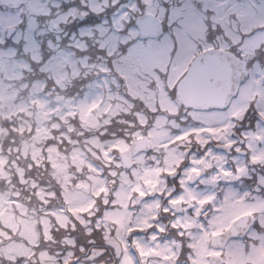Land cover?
Returning a JSON list of instances; mask_svg holds the SVG:
<instances>
[{"label":"clouds","instance_id":"obj_1","mask_svg":"<svg viewBox=\"0 0 264 264\" xmlns=\"http://www.w3.org/2000/svg\"><path fill=\"white\" fill-rule=\"evenodd\" d=\"M247 3V15L256 16L257 27L246 31V18L241 17H237L230 26L209 24L202 38L193 40V52L184 58L186 66L194 62L203 63L209 56L218 57L227 66V78L212 81L216 90L213 96L186 97L181 94L178 84L169 86L178 72L183 75L177 60L180 45L172 28L162 32L151 46L150 51L156 54L152 65L128 63L129 50L142 42L140 36L134 35L137 26L131 13L120 32L115 33L114 29H110L119 37L114 47L102 46L104 40L96 33L81 36L78 29L66 28L55 38V47L43 52L44 58L39 63L30 61L31 71L24 81H6V84L15 90L25 82H43L46 93L51 92L53 97H64L71 102V108L62 105V114L71 115L72 122L78 125V131H84L88 136H95L101 128L105 131L122 130L124 136L121 139H130L132 144H136L140 136L147 140L149 134L162 132V142L166 143L175 142L176 137L186 133L191 134L193 129L210 128L215 130L216 135L205 132L201 139H210L214 146L223 151L235 150L241 145L246 148L254 140L264 144V0H247ZM165 37L172 41L171 51ZM52 57H57L63 64L59 78L43 71ZM135 81H139L142 87L136 88ZM159 85H163L173 106L170 111H166L158 102ZM136 92L140 94H134ZM84 101L96 105L89 116V123L93 125L91 129L80 123L79 105ZM121 121L127 122L128 126L122 128ZM98 122L100 128L95 127ZM52 123L60 121L54 118ZM195 141L196 137L192 136L191 145L187 141L174 143L171 151L199 147ZM153 154L160 159L164 157L163 152ZM181 155L184 153L181 152ZM221 179L236 180L237 177L234 174L231 177L221 176ZM253 184L257 187L255 179ZM217 187L220 188L216 201L219 204L225 192L233 188L219 184ZM256 187L248 203L241 205L245 215L235 232L224 233L222 239L225 242L235 241L251 247L257 242L253 234L264 232L260 226L264 220V208L258 203L260 198H264V190L257 192ZM241 201L237 203L241 204ZM98 210L99 218L105 211L102 199L98 203ZM205 210L209 213L212 211L210 207ZM253 211L256 212L255 216L247 215ZM103 236L104 233L100 232L91 237L95 243L86 244L87 251L81 253L85 259L80 264H117L114 250L107 245ZM176 240L173 245L177 257L174 264H190L191 249L188 248L190 241L187 234L183 238L177 236ZM0 264H9V261L5 257Z\"/></svg>","mask_w":264,"mask_h":264},{"label":"snow or ice","instance_id":"obj_2","mask_svg":"<svg viewBox=\"0 0 264 264\" xmlns=\"http://www.w3.org/2000/svg\"><path fill=\"white\" fill-rule=\"evenodd\" d=\"M182 35L183 25L181 32H178V36ZM193 50V43L181 39L177 60L183 72L185 89L195 91L198 96H213L216 90L212 81L226 79L228 70L222 68L217 58L212 56L203 63L194 62L186 66L184 58ZM137 56L144 59L146 66L156 60V54L150 49H130L126 59L129 62ZM95 107V104L89 105L86 101L79 105L80 119L85 126L90 122L89 112ZM47 137V130L37 126L31 133V142L24 141L16 146L18 157L23 156L25 161L32 162L28 168L21 167L17 158L11 154L4 156L0 150V183L6 182L9 186L0 192V260L6 257L9 264H74V252L69 251L61 260L60 253L53 254L40 247L41 241H54L53 229L65 232L83 230L89 238L88 243H95L91 237L103 232L104 241L115 250L120 264H149V259L145 257L158 256L163 257L162 261L152 259V264H174L177 259L175 248L168 243H157L169 228L174 229L181 238L187 234L190 241L188 248L191 249L190 264H257L264 254V232L253 234L257 242L251 247L222 239L226 231L235 232L237 224L245 215L241 205L248 203L249 193L229 189L217 204L218 194L215 192L198 193L181 188L168 194L166 204H156L146 197L142 185L132 186L127 181L117 184L116 180L109 183L102 171L91 164L87 167L92 174L86 175L85 160L78 151H74L71 156L62 153L58 145L48 142ZM41 143L43 147L38 146ZM104 155L108 156V150H105ZM10 163L15 168L12 177L7 171ZM40 165L47 166L48 188L31 178L30 168ZM111 175L115 177L118 173L113 171ZM215 179L213 176L212 180ZM17 184L25 188H17ZM26 190L32 192L31 200L36 201L39 208L30 203L25 195ZM261 190H264V177L259 178L256 187L257 192ZM101 199L105 211L98 218V203ZM258 203L264 208V198H260ZM133 204H139V212L128 210ZM186 204H191L192 216L177 217L167 225L161 223L162 214L175 216L176 207ZM209 207L211 213L205 210ZM247 215L255 216L256 212H248ZM260 226L264 228V220ZM140 232H151L152 243L145 244L136 235ZM63 243L69 248L79 247L82 254L87 251L75 239L66 238Z\"/></svg>","mask_w":264,"mask_h":264},{"label":"rangeland","instance_id":"obj_3","mask_svg":"<svg viewBox=\"0 0 264 264\" xmlns=\"http://www.w3.org/2000/svg\"><path fill=\"white\" fill-rule=\"evenodd\" d=\"M1 1V0H0ZM49 1V0H48ZM79 3L75 4L72 9L66 13L55 16V21L49 24V21H45L39 18V14H50V6L53 4L58 5V2L51 1L46 3H40L39 0H3V3H9L8 8L11 12L19 13L24 9L25 15L29 14L28 28L24 30H20V32L13 35V39L11 42H7L4 39L3 33L7 26H9L10 22L16 23L18 20L17 15H10L6 10H0V17L2 19V28L0 30V113H3L4 118L10 119L13 123L17 120L16 130L18 133L24 132L26 129L36 128L37 126L44 128L48 132V137L52 135V129L50 131V127H48L47 120L51 118L52 115L56 112L60 116V122H64L67 124L68 128L72 127L69 125V114H62V105L63 107L71 108V102L67 99H63L62 97H57L56 102L51 101L50 98H46L42 91L44 90L45 84L41 81H35L32 83H23L22 86L17 87L15 90L8 87L6 81L11 82H19L24 81L27 73L31 71V62L39 63L44 57L42 49L41 41L44 40L48 35H52L55 33L59 35L63 30V28L58 27L59 21H65L69 19L65 23L77 19V13L79 11V6L83 5V10L85 12H90L93 14H99L101 11L105 9L106 6L116 5L118 0H78ZM164 1V0H163ZM161 1V2H163ZM177 1V2H175ZM199 0H172L170 3L169 9L167 6H164L158 0H129L126 5L130 8V10L125 9L124 6L117 7V13L112 15V20H107L106 18L102 19L101 23H97L92 27L91 24L86 25H78L79 32L81 36H92L94 33L98 34L100 38L104 40L102 46L105 47H114L117 42H119V37L115 35L110 29H114L116 27H123L124 22L129 20L130 13L131 17L135 16L136 10L140 8L141 5H144L142 10H153L158 11L162 18L169 24L173 25L174 33L176 35V40L181 47V39L193 43L194 39L202 38L203 34L207 31L208 26L205 27L206 21L208 22L209 18L204 16L208 12L206 9H209L213 12L214 18L222 19L225 17V12L229 9L227 4L229 0H202L205 4H196ZM210 4V5H209ZM232 5V4H231ZM246 3L241 1L235 3L234 11L238 13H243L245 10ZM85 7V8H84ZM206 8V9H205ZM67 11V10H63ZM217 12V13H216ZM215 14V15H214ZM211 16V15H210ZM51 19V18H50ZM26 20V19H25ZM224 20V18H223ZM109 21V22H108ZM19 22V21H18ZM57 23V24H56ZM210 22H208L209 24ZM215 23L214 25H227ZM183 25V35L178 36V32H181ZM57 27V28H56ZM56 28V29H55ZM53 29H55L53 31ZM116 33V32H115ZM56 35V37H57ZM134 35H139V30L134 33ZM165 39L168 42V50L171 51L172 41L167 37ZM156 39H148L146 41H142L137 44L135 48L137 51L150 49L151 46L155 43ZM5 44V45H3ZM48 48L47 50H51L55 47V40H52V37L48 39ZM21 46V50L17 47ZM137 63L143 64L146 66L145 61L142 57L137 56L133 58ZM129 61V64H132V61ZM63 68V64L57 57H52L48 59L47 64L43 71H47L53 74L54 77L59 78V74L61 69ZM11 94L7 95V90L10 91ZM26 91L28 93L29 100L26 101L24 97L15 98L14 95H17L15 92ZM21 93V92H20ZM24 94V93H23ZM14 96V97H11ZM18 97V96H17ZM19 100V101H18ZM92 110L89 112V116H91ZM1 115V114H0ZM42 118V119H41ZM80 123L84 124L83 120L80 119ZM90 124V123H89ZM99 122L96 123L95 126H99ZM15 124H12L14 128ZM59 126V125H58ZM49 128V129H48ZM2 128L0 126V136H1ZM70 139V137H69ZM95 140L96 143L93 144L92 141ZM118 139L112 141H100L98 139V135L87 137L83 144H78L73 147L70 151L69 156L74 151H78L81 154V157L85 160L84 165V173L86 175H91L92 173L89 171L87 165H93L98 171H102L101 166L96 162L93 158H100L107 164L115 163L113 156L109 153V149L107 146L112 144V148L115 146V142ZM78 143V141H77ZM108 143V144H107ZM40 146V145H38ZM41 147V146H40ZM102 150L103 155L99 157L98 150ZM105 150H108V156L104 155ZM62 152V151H61ZM63 153V152H62ZM45 166V165H43ZM9 176L12 174L10 169H7ZM77 175H80L77 172ZM1 190L2 186H1ZM2 192V191H0ZM31 202V200H30ZM32 204V203H31ZM94 227V224L92 225ZM82 232L78 233H67L66 238L75 239L80 236ZM65 238V239H66ZM64 239V240H65ZM61 241V245H65L63 241ZM77 241V240H76ZM46 242V243H45ZM52 241H42L40 242V247L47 249L50 251V246ZM46 245V246H45ZM39 252V249H36ZM71 250H65V253L62 257L67 256L68 252ZM51 252V251H50ZM58 252H62L61 249H58ZM53 253V252H51ZM54 254V253H53ZM74 258V257H73Z\"/></svg>","mask_w":264,"mask_h":264},{"label":"flooded vegetation","instance_id":"obj_4","mask_svg":"<svg viewBox=\"0 0 264 264\" xmlns=\"http://www.w3.org/2000/svg\"><path fill=\"white\" fill-rule=\"evenodd\" d=\"M246 3L245 10L242 14L233 12L236 2ZM230 4H227L229 12L226 19L227 25H231L234 18L237 17L246 18L248 27L245 29L249 31V25L253 24L258 26V21L255 15H247V9L249 7L247 0H229ZM232 4V5H231ZM215 15V14H214ZM212 18V22H223V18ZM231 35V33H229ZM182 72V71H180ZM181 74L178 72L175 79L171 80L169 86L176 84V79ZM182 76V75H181ZM158 78V77H157ZM159 84V79H157ZM160 94L163 95L162 101L158 102L166 110H172V105L168 100L167 94L163 90V85H159ZM207 132L210 135H216L214 129H193L191 134H184L183 136L176 137L175 142L168 141L162 142L164 139V133L156 132L149 134L151 142L150 148L141 151L133 157V164L130 168L123 167L121 152L126 150L130 144V139H121L124 133L120 134V139L117 143V161L120 166V171H117L116 176L117 183L127 181L132 186L142 185L146 190V197L152 199L156 204L167 203V197L173 190L179 191L181 188L185 191H195L198 193H217L220 191L219 185L231 186L239 193H249L252 195V190L255 189L253 179L258 183L259 178L264 176V144L258 143L255 140L250 142L247 147L241 145L235 150L223 151L219 147L214 146L210 139H201L202 135ZM192 136L196 137V145L199 147L183 148L179 152L171 151L174 143H181L187 141L189 145L192 143ZM143 137V136H140ZM163 152L164 157L160 159L153 153ZM181 152L184 155H181ZM243 170V171H241ZM227 173V174H225ZM236 175V180H222L221 176L231 177ZM215 176V181L212 177ZM167 177V179H165ZM251 186V188L249 187ZM129 211L137 213L140 211L139 204H133L129 206ZM193 208L191 204H186L184 207L177 206L175 209V216L163 215L161 217V223L167 225L173 219L177 217L192 216ZM203 220V216L200 217ZM145 244H151L150 236L151 232H140L136 234ZM160 236L159 233H157ZM176 231L172 228L168 229L166 235L161 236L157 243H168L170 246L176 244L177 240ZM180 237V236H179ZM114 250V249H113ZM117 264H120V258L117 256L114 250ZM83 258V257H81ZM85 258V257H84ZM149 264H152V259L162 261L163 257L149 258ZM257 264H264V254L261 255Z\"/></svg>","mask_w":264,"mask_h":264},{"label":"trees","instance_id":"obj_5","mask_svg":"<svg viewBox=\"0 0 264 264\" xmlns=\"http://www.w3.org/2000/svg\"><path fill=\"white\" fill-rule=\"evenodd\" d=\"M54 14L52 13V16ZM57 119V117H51L50 119L47 120V126L50 127L51 126V129H52V135L50 137H47L48 139V142L51 143L52 141H55V144L57 145H67V139H65L62 135V130H64V128H62L61 126H56V127H53L55 125V123L53 124L52 121L53 119ZM10 123H13L11 120H9ZM7 126H8V123H7ZM49 129V128H48ZM9 131V132H8ZM33 131V130H32ZM12 137L15 138V140L13 141V143L11 142L12 141ZM30 140H31V135L29 136ZM22 139H24L25 141H27V138H26V135L24 136V138H21V136H19L15 130L11 128H8V127H5V131L1 134V137H0V143H1V146L2 148L4 149H11V152L14 153V155L12 156L13 158H17V160H20V158H23V156H19L18 157V154H17V151H16V146L19 144H21L22 142ZM59 139H62L61 141H58ZM13 144L12 147L9 148L10 144ZM41 145L43 146V144L41 143ZM13 148V149H12ZM6 151V150H5ZM3 152V151H2ZM22 163L25 165L26 168L29 167V165L32 163L30 160L28 161H25V159L22 160ZM36 166L34 167H31L30 171H31V178H35V180L42 184L44 182V184L46 185H50L49 184V180H46L45 177H41V181L39 179V181L37 180L38 177L35 175L37 173H35V171H33V169H35ZM47 169V168H46ZM48 170V169H47ZM43 185V184H42Z\"/></svg>","mask_w":264,"mask_h":264},{"label":"water","instance_id":"obj_6","mask_svg":"<svg viewBox=\"0 0 264 264\" xmlns=\"http://www.w3.org/2000/svg\"><path fill=\"white\" fill-rule=\"evenodd\" d=\"M137 24L141 27L142 36H147V35L157 36L162 31V25L159 23V18L151 13H146L142 16H139L137 18ZM216 58H217V62L222 68H227V66L218 57ZM179 88L183 96H186V97L188 96L197 97L198 96V94L195 91L190 92L186 90L183 81H181ZM138 144L139 143L134 144L132 148L129 150V152H132V153L137 152L140 149Z\"/></svg>","mask_w":264,"mask_h":264}]
</instances>
